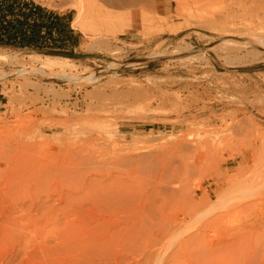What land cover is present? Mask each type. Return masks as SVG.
Here are the masks:
<instances>
[{"label": "rangeland", "instance_id": "rangeland-1", "mask_svg": "<svg viewBox=\"0 0 264 264\" xmlns=\"http://www.w3.org/2000/svg\"><path fill=\"white\" fill-rule=\"evenodd\" d=\"M12 1L0 264H264V22L224 24L236 0H20L24 23ZM35 56L69 61L19 75ZM207 136L233 144L199 162Z\"/></svg>", "mask_w": 264, "mask_h": 264}, {"label": "bare ground", "instance_id": "bare-ground-1", "mask_svg": "<svg viewBox=\"0 0 264 264\" xmlns=\"http://www.w3.org/2000/svg\"><path fill=\"white\" fill-rule=\"evenodd\" d=\"M238 1V3H234V5L232 6V10H229L226 12L227 17L229 18H225L224 20V24L227 25H236L237 23L240 24H245V25H255V24H259L264 22V18L260 17V16H254V15H249L247 16L246 14L242 15L241 17H238V15H236L234 13V11H241L244 10V6L245 4H247L249 2H251V0H236ZM82 0H79V3H81ZM78 3V5L80 6V13L78 14V17L75 19V21L72 23V27L74 29L77 30H81L86 32V25L83 21V5H80ZM176 5V7H183L186 5V0H174L169 1L166 0L165 2H161L159 3L158 0H156V6H159L160 8H167L168 11H172L174 6ZM248 22L250 24H248ZM34 61L39 65L38 67L32 66V67H28L25 68L21 71H19V75H25L27 73H43V74H48L50 76L53 75H59L58 74V70L63 68V65L61 62L65 61L68 62L69 59L67 58H62V57H51V56H35L33 57ZM61 76V75H60ZM64 76V75H63ZM9 77V75H8ZM7 75H1L0 76V81L1 80H5L8 78ZM90 81H94L95 77H89L88 78ZM200 142H198V146H199V151H200V155L198 158V161L200 162L202 160L203 157H205L206 155H214V156H218L221 155L225 152L228 151L229 148H231L232 144H233V138L230 136H226V137H220L216 140L210 139L209 136L205 137L204 140H199ZM248 153L249 152H243L242 154H240V157L243 160H246L248 158ZM204 155V156H203ZM228 161L225 162V166H228L229 162L233 161L234 158L232 155H229Z\"/></svg>", "mask_w": 264, "mask_h": 264}, {"label": "trees", "instance_id": "trees-1", "mask_svg": "<svg viewBox=\"0 0 264 264\" xmlns=\"http://www.w3.org/2000/svg\"><path fill=\"white\" fill-rule=\"evenodd\" d=\"M27 5H29L28 3H26V2H22V1H20V0H13L10 4H9V8L7 9V11H5V12H7V14H9L10 12H12V11H15L13 8L16 6H18V8H19V11H20V13H21V15H22V17H24V23H27V21L29 20V18H30V16H32V17H37L38 16V13L36 14V15H33L31 12H29V14H27L26 13V7H27ZM33 8L37 11V12H44L43 10H42V8L41 7H39V6H37V5H34L33 4ZM6 17H7V15H6ZM33 25V27L34 28H38L37 26H36V24L34 23V24H32ZM55 55H63V54H65V53H54Z\"/></svg>", "mask_w": 264, "mask_h": 264}]
</instances>
